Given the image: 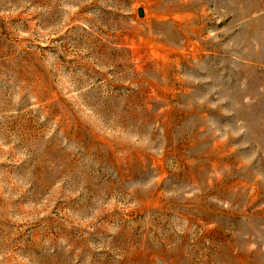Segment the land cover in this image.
Wrapping results in <instances>:
<instances>
[{
  "label": "rangeland",
  "instance_id": "374dc122",
  "mask_svg": "<svg viewBox=\"0 0 264 264\" xmlns=\"http://www.w3.org/2000/svg\"><path fill=\"white\" fill-rule=\"evenodd\" d=\"M0 264H264V0H0Z\"/></svg>",
  "mask_w": 264,
  "mask_h": 264
},
{
  "label": "water",
  "instance_id": "95a60500",
  "mask_svg": "<svg viewBox=\"0 0 264 264\" xmlns=\"http://www.w3.org/2000/svg\"><path fill=\"white\" fill-rule=\"evenodd\" d=\"M141 14H142V10H141Z\"/></svg>",
  "mask_w": 264,
  "mask_h": 264
}]
</instances>
